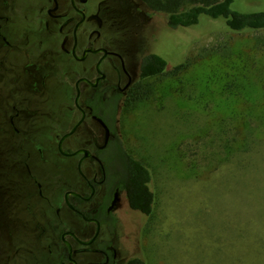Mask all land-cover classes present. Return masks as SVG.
I'll return each instance as SVG.
<instances>
[{
    "label": "flooded vegetation",
    "instance_id": "af4514ba",
    "mask_svg": "<svg viewBox=\"0 0 264 264\" xmlns=\"http://www.w3.org/2000/svg\"><path fill=\"white\" fill-rule=\"evenodd\" d=\"M117 1L0 0V264L142 258L120 112L147 55Z\"/></svg>",
    "mask_w": 264,
    "mask_h": 264
},
{
    "label": "rangeland",
    "instance_id": "374dc122",
    "mask_svg": "<svg viewBox=\"0 0 264 264\" xmlns=\"http://www.w3.org/2000/svg\"><path fill=\"white\" fill-rule=\"evenodd\" d=\"M117 2L129 16L132 47L143 44L142 58L189 63L176 77L152 79L150 98L120 112L123 144L151 171L157 196L154 217L144 220L142 259L264 264V30L234 34L211 26L195 40L198 27L171 30L140 0ZM246 4L232 8L244 11ZM246 125L256 128L258 146L221 162L203 185L201 173L220 164L224 147Z\"/></svg>",
    "mask_w": 264,
    "mask_h": 264
},
{
    "label": "trees",
    "instance_id": "16d2710c",
    "mask_svg": "<svg viewBox=\"0 0 264 264\" xmlns=\"http://www.w3.org/2000/svg\"><path fill=\"white\" fill-rule=\"evenodd\" d=\"M146 9L153 15L162 16L171 30L180 29L191 31L199 28L194 34L195 40H199L211 26L215 29L222 27L229 33H254L264 30V0H244L249 5L244 11L234 10L232 7L243 0H140ZM246 4V5H247ZM202 27V28H201ZM209 28V29H208ZM189 67L188 60L175 66H168V62L156 54H149L142 60L139 79L129 89L123 98V110H132L142 102L147 101L152 94L150 81L161 77H176ZM257 117H256V119ZM242 129V130H241ZM241 129L240 137H233L230 146L224 147L220 164L206 172L201 173L199 180L203 185L209 182L211 175L219 170L223 164L228 162L237 154L251 153L259 142L255 140L256 128L246 125ZM123 143V142H122ZM124 145L122 144V147ZM124 149V147H123ZM128 159V198L132 209L141 211L146 219L154 217L157 196L153 189V175L151 171L141 162L135 160L126 149L123 150ZM147 226V225H146ZM144 227V233L148 228ZM127 264H145L142 258L132 259Z\"/></svg>",
    "mask_w": 264,
    "mask_h": 264
}]
</instances>
